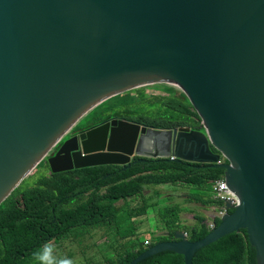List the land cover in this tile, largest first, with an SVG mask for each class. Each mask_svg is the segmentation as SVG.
<instances>
[{"label":"water","instance_id":"water-1","mask_svg":"<svg viewBox=\"0 0 264 264\" xmlns=\"http://www.w3.org/2000/svg\"><path fill=\"white\" fill-rule=\"evenodd\" d=\"M150 85L184 93L204 132L112 118L59 145ZM134 158L222 168L239 205L203 239L180 231L129 264L162 252L193 264L242 230L264 264V0H0V205L44 160L52 174Z\"/></svg>","mask_w":264,"mask_h":264},{"label":"trees","instance_id":"trees-1","mask_svg":"<svg viewBox=\"0 0 264 264\" xmlns=\"http://www.w3.org/2000/svg\"><path fill=\"white\" fill-rule=\"evenodd\" d=\"M155 88L165 95H148L144 87L118 95L93 109L77 129L117 118L156 130L188 128L204 132L184 93L165 85ZM36 169L40 171L27 177L0 205V264H35L34 253L44 245L59 243L66 237L79 238L77 231L84 227L108 235L111 245H106L107 248L119 245L115 257L107 264H129L156 243L173 241L180 231L187 233L191 242L208 235L210 230L203 213L196 212L193 224L184 225L181 212L192 210L169 204L167 199L174 200L170 198L162 205V201L154 203V197L160 200L162 196L156 191L154 197L146 195L149 187L183 185L192 190L188 201L200 208L208 211L212 207L217 211L222 206L221 201L199 193L212 192V185L224 179L225 171L210 164L134 158L131 167L125 170L94 166L51 174L45 161ZM130 201L137 204L129 207ZM145 215V220L157 224L156 234L164 235L152 233L147 241L137 239V249L127 237L120 239L128 244L115 243L122 222ZM219 223L220 220L215 221L216 226ZM132 233L135 232H127L135 237ZM137 264H184V259L173 252H162ZM193 264H257L256 251L242 230L200 249Z\"/></svg>","mask_w":264,"mask_h":264},{"label":"rangeland","instance_id":"rangeland-1","mask_svg":"<svg viewBox=\"0 0 264 264\" xmlns=\"http://www.w3.org/2000/svg\"><path fill=\"white\" fill-rule=\"evenodd\" d=\"M155 87H158V85H150L144 88L146 89V93L148 95H165L164 92L158 90ZM172 88H174L177 92L180 91L176 87ZM120 133L123 134L122 129L120 130ZM39 171L40 170L35 169L29 176ZM31 184L32 182H29L30 186ZM153 191H156L157 193H159V195L162 196L160 200H157L159 197H154L155 194L153 193ZM191 191L192 190L189 187L183 185H162L156 187H149V190H146L145 194L154 197V203L162 201L160 205L164 204L165 200L169 197L170 199H174L170 200L169 204H178L180 205V207H184V205L181 206V204L184 203V200H186L187 202L185 203V207L190 209V211L192 210V213H183L181 214V216L183 218L184 225H191L194 222V214L196 212H201L202 210H204L200 208V206H198L197 204L188 201L189 194ZM199 193L207 194V196L212 197V192L203 193L200 191ZM184 197L185 199L182 200ZM136 204V201H134L133 203L132 201H130L129 207L135 206ZM155 208L158 210L160 209L159 206ZM138 218L140 219L139 223L138 221L135 222V227L139 229V232L135 233L137 239L147 241L149 239V236L151 237L152 233H155V236L157 235V224L155 222L145 220L146 215L140 216ZM121 224L122 228L126 229L125 233L133 231V226L132 224H128V221H124ZM77 233L79 234V238H73L68 240L66 237L62 239L59 243H49L54 249L53 256L56 259L69 258L73 261V264H107L108 261L106 263V260L115 257V251L118 249H116V247L114 249L107 248L106 245H111V241L108 239V235H102L99 230L89 229L87 227L79 228ZM114 241L115 243L124 242L125 244H128L127 240L122 241V239L120 238H115ZM134 247L135 249L138 248L137 245H134ZM35 262L37 261L35 260Z\"/></svg>","mask_w":264,"mask_h":264},{"label":"built area","instance_id":"built-area-1","mask_svg":"<svg viewBox=\"0 0 264 264\" xmlns=\"http://www.w3.org/2000/svg\"><path fill=\"white\" fill-rule=\"evenodd\" d=\"M212 198L214 200L221 201L222 206L218 208L217 211L212 207L210 209L212 214L209 215V219L207 221V227L210 231L215 229L216 220H221L222 217L228 213V210H233L239 205V199L229 190L224 179L217 181L212 185ZM227 206H229L230 209H228Z\"/></svg>","mask_w":264,"mask_h":264},{"label":"clouds","instance_id":"clouds-1","mask_svg":"<svg viewBox=\"0 0 264 264\" xmlns=\"http://www.w3.org/2000/svg\"><path fill=\"white\" fill-rule=\"evenodd\" d=\"M208 219H209V217H207V221H208ZM183 233H184L185 237L188 239L187 233H185V232H183ZM53 252H54V249L51 247L50 244L44 245L42 249H40L36 253H34V256L36 257L37 264H73V261L69 258L56 259L53 256Z\"/></svg>","mask_w":264,"mask_h":264},{"label":"crops","instance_id":"crops-1","mask_svg":"<svg viewBox=\"0 0 264 264\" xmlns=\"http://www.w3.org/2000/svg\"><path fill=\"white\" fill-rule=\"evenodd\" d=\"M160 186H162V185H160ZM151 191V190H150ZM169 198V197H168ZM185 199V197L182 199V200H184ZM158 200V199H157ZM168 201H170V200H168ZM184 203H182L181 204V206L182 205H184V207H185V203L187 202L186 200H184L183 201ZM180 206V205H179ZM157 210L158 209H156L155 210V214H157L158 212H157ZM184 212H181V214H183ZM201 213H203L206 217H209V215H211L212 214V211L209 209L208 211L207 210H202L201 211ZM182 217V216H181ZM146 219V218H145ZM139 218H134V219H132L131 221H128V224H132V226H133V231L135 232V233H137V232H139V229L138 228H136L135 227V222L136 221H138V223H139ZM132 222V223H131ZM125 228H122V225L120 226V228H119V234H118V236H120V237H118V238H121V237H127V239H129V241H130V243H132V244H134V245H138V240H137V238H136V236H135V233H132V235H134L135 237H130L127 233H125ZM160 235H164V234H157V236H160ZM114 246L115 247H118L119 245H117V244H114ZM111 260V258L110 259H108V260H106V263H107V261H110Z\"/></svg>","mask_w":264,"mask_h":264},{"label":"flooded vegetation","instance_id":"flooded-vegetation-1","mask_svg":"<svg viewBox=\"0 0 264 264\" xmlns=\"http://www.w3.org/2000/svg\"><path fill=\"white\" fill-rule=\"evenodd\" d=\"M112 118L108 119V120H111ZM107 121V120H106ZM106 121H103V122H106ZM103 122H100V123H97V124H91V125H85L82 129H77V125L74 126L73 129H71L69 131V133L63 138V140L59 143V145H61L64 141H66L67 139L69 138H72V137H79V135L95 126H98L100 124H102ZM80 123V122H79ZM58 148L59 147H55L53 150H52V154H56V152L58 151Z\"/></svg>","mask_w":264,"mask_h":264}]
</instances>
